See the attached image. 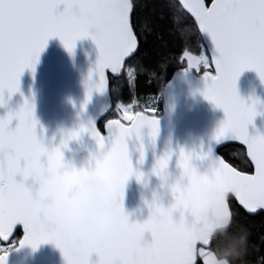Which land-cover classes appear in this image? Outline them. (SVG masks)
I'll return each instance as SVG.
<instances>
[{"label": "snow or ice", "instance_id": "obj_1", "mask_svg": "<svg viewBox=\"0 0 264 264\" xmlns=\"http://www.w3.org/2000/svg\"><path fill=\"white\" fill-rule=\"evenodd\" d=\"M144 7L148 5L134 0H0V107L6 103L5 92L10 98L19 91L26 69L35 73L53 37L60 39L69 54L79 40L91 38L96 44L97 78L89 76V97L93 90L107 89L108 72L126 78L133 91L132 101L119 104L117 118L107 121V136L90 122L89 127L69 132L59 147H46L38 139L35 106L28 100L18 111L0 117V264H7L12 250L25 246L35 250L46 243L60 250L66 264H219L216 249L241 227L248 234L244 264H264V233L253 240L250 224L238 219L240 208L249 215L264 211V135L248 133L259 101L247 104L237 88L246 70L255 71L264 83V0H210V4L165 0L153 4L150 15L141 14ZM165 16L172 24L169 31L183 42L179 57L183 72L201 75L202 95L223 110L225 119L212 146L196 156L211 160L207 170L199 172L193 154L181 149L176 155L181 175L169 186L174 203L166 208L154 199L143 223L130 222L124 215L120 228L110 236L112 247L97 257L72 231L74 201L67 193L87 176H100L123 208L127 181L133 175L141 180L130 159L129 141H141L139 163L143 164L144 130L154 144L160 122L154 107L140 105L135 89L141 78L149 83L167 69V59L146 62L145 46L148 37L159 31L156 20ZM202 40L208 41L207 51ZM84 133L94 139L99 151L89 168L77 170L65 162L61 149ZM229 142L246 148L239 147L242 162H228L217 154L218 146ZM172 156L166 152L155 162L153 173L161 180L168 179ZM209 187L217 193L219 211L204 225L201 237L217 228L223 231L212 239H198L197 222L190 214L200 211L201 194ZM174 213H179L178 218ZM137 231L150 232L152 239L133 248L128 237Z\"/></svg>", "mask_w": 264, "mask_h": 264}, {"label": "water", "instance_id": "obj_2", "mask_svg": "<svg viewBox=\"0 0 264 264\" xmlns=\"http://www.w3.org/2000/svg\"><path fill=\"white\" fill-rule=\"evenodd\" d=\"M203 41L208 50V41ZM98 58L99 50L91 38L77 41L74 52L69 54L60 39L53 37L41 53L35 73L26 69L20 77L19 91L13 93L10 98L7 92L4 93L6 103L0 107V117L7 115L9 111H18L24 101L28 100L35 106L37 137L42 138L45 146L49 148L59 147L69 132L89 127L90 122L100 129L99 124L107 118L113 108L109 77L110 75L116 77L108 72L107 89L104 92L93 90L89 97V76L91 74L93 80H96ZM237 88L240 97L247 104L259 101L256 105L258 115L252 124L248 125L249 135L257 133L264 135V83L255 71L246 70L240 75ZM203 89L204 82L201 76L194 72L185 74L182 69L175 72L164 89V113L157 117L160 132L154 144L148 136V130H144L143 164L139 163L141 141L135 138L129 141L134 171L142 174L140 181H137L135 175L130 177L124 189L123 208L131 222L143 223L148 219V204L154 199L166 208L174 203L169 186L181 175L176 158L181 149L185 153L193 154V165L201 173L205 172L211 163L210 159L201 161L196 159V156L207 152L212 146L213 137L225 119V114L222 109L204 98ZM106 123L104 133L101 131L105 136ZM15 124L16 121L13 120L11 126L14 127ZM230 144L236 145L237 142L218 146L217 154L220 155L218 151ZM107 147L106 143L105 150ZM61 150L65 162L77 170L89 168L93 163L92 157L99 151L94 139L87 133L82 134L79 139L69 141L67 148ZM169 151L173 156L169 159L168 179L161 180L153 173V168L156 160ZM79 183L67 193L74 201V205L77 202L75 193ZM201 200L202 207L196 214L215 217L219 211L216 191L211 187L207 188L201 194ZM178 215L179 213H174V218H178ZM222 231V228H217L210 235L206 233L197 238L212 239ZM17 247L19 248L18 245ZM7 264H66V262L54 244L46 243L35 250L25 246L11 251Z\"/></svg>", "mask_w": 264, "mask_h": 264}, {"label": "clouds", "instance_id": "obj_3", "mask_svg": "<svg viewBox=\"0 0 264 264\" xmlns=\"http://www.w3.org/2000/svg\"><path fill=\"white\" fill-rule=\"evenodd\" d=\"M75 198L77 202L74 205L75 219L71 225L72 231L79 242L98 257L112 247L110 236L120 228L122 217L128 214L121 207L119 197L100 176L89 175L82 179L76 189ZM190 215L192 220L197 222V237L201 236L204 225L215 218L196 213ZM151 239L150 232L140 231L128 237L133 248L143 247ZM247 241V230L241 227L232 237L229 246L216 249L215 256L219 264H244Z\"/></svg>", "mask_w": 264, "mask_h": 264}, {"label": "trees", "instance_id": "obj_4", "mask_svg": "<svg viewBox=\"0 0 264 264\" xmlns=\"http://www.w3.org/2000/svg\"><path fill=\"white\" fill-rule=\"evenodd\" d=\"M134 2L142 5H148V7L141 9V14L150 15L152 11L151 6L153 4L163 3L165 0H134ZM206 2L210 4V0H206ZM156 23L160 25L159 31L158 33H154L153 35L149 36L145 45L149 52L146 62L154 64L162 59H167L168 66L159 79H153L151 82L146 83L144 79L141 78L137 83L135 96L139 100L141 106L147 104L151 107H154L156 109V116L160 117L164 112L163 93L165 86L171 80L174 73L182 69L179 62V57L183 50V42L174 32L169 31V29L172 27V24L167 16H165L163 20L157 19ZM202 43L204 44L203 40ZM205 50L207 51L206 46ZM197 75L201 76L200 74ZM109 78L113 109L107 118L99 124L101 131L104 130L103 126L105 122L113 118H117V106L119 104L127 105L133 99V91L129 88L126 78L121 77L116 79L111 75ZM239 147L246 151L243 147ZM239 147L235 144H230L220 149L218 153L228 162H242L241 150ZM238 219L250 224L253 232V240H256L260 234L264 233V212L255 216H251L247 214L245 210L240 208ZM231 242L232 237L228 238L226 243L218 248L227 247L231 244Z\"/></svg>", "mask_w": 264, "mask_h": 264}, {"label": "flooded vegetation", "instance_id": "obj_5", "mask_svg": "<svg viewBox=\"0 0 264 264\" xmlns=\"http://www.w3.org/2000/svg\"><path fill=\"white\" fill-rule=\"evenodd\" d=\"M113 109V108H112ZM164 113V112H163ZM104 127V126H103ZM104 133V130L102 131Z\"/></svg>", "mask_w": 264, "mask_h": 264}]
</instances>
